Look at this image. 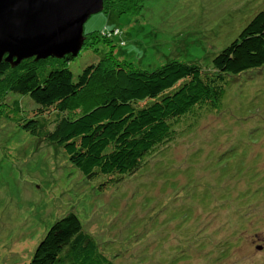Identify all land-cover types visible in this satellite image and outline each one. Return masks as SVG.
Here are the masks:
<instances>
[{
	"label": "rangeland",
	"instance_id": "obj_1",
	"mask_svg": "<svg viewBox=\"0 0 264 264\" xmlns=\"http://www.w3.org/2000/svg\"><path fill=\"white\" fill-rule=\"evenodd\" d=\"M142 3L138 17H109L104 6L91 16L84 44L97 37L71 71L121 50L149 72L171 60L208 67L264 7V0ZM115 26L126 46L103 34ZM31 106L0 93V264H27L68 212L114 264H264V68L230 81L219 107L201 110L179 140L106 189L86 180L45 128L16 123Z\"/></svg>",
	"mask_w": 264,
	"mask_h": 264
},
{
	"label": "trees",
	"instance_id": "obj_2",
	"mask_svg": "<svg viewBox=\"0 0 264 264\" xmlns=\"http://www.w3.org/2000/svg\"><path fill=\"white\" fill-rule=\"evenodd\" d=\"M142 2L104 0L105 14L138 17ZM109 33L126 46L118 26L103 32ZM118 52L94 55L78 74L70 68L79 53L59 60L27 59L15 67L0 64V93L26 97L32 104L33 112L16 123L45 128L71 165L86 180L98 181L99 189L139 172L186 134L201 110L219 107L230 81L264 68V7L208 67L171 60L149 72ZM112 259L68 212L46 230L27 264H114Z\"/></svg>",
	"mask_w": 264,
	"mask_h": 264
},
{
	"label": "water",
	"instance_id": "obj_3",
	"mask_svg": "<svg viewBox=\"0 0 264 264\" xmlns=\"http://www.w3.org/2000/svg\"><path fill=\"white\" fill-rule=\"evenodd\" d=\"M104 0H0V64L76 56L83 27Z\"/></svg>",
	"mask_w": 264,
	"mask_h": 264
}]
</instances>
